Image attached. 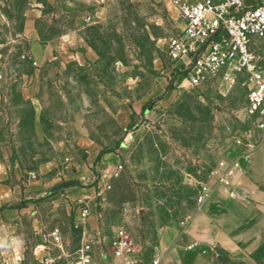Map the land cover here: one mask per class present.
I'll return each mask as SVG.
<instances>
[{"label": "rangeland", "instance_id": "374dc122", "mask_svg": "<svg viewBox=\"0 0 264 264\" xmlns=\"http://www.w3.org/2000/svg\"><path fill=\"white\" fill-rule=\"evenodd\" d=\"M180 27L170 0H0V264H60L82 239L79 200L87 234L122 226L151 264L161 229L253 136L241 80L198 92L167 57Z\"/></svg>", "mask_w": 264, "mask_h": 264}, {"label": "built area", "instance_id": "2783aa9c", "mask_svg": "<svg viewBox=\"0 0 264 264\" xmlns=\"http://www.w3.org/2000/svg\"><path fill=\"white\" fill-rule=\"evenodd\" d=\"M170 1L177 9L181 27L166 41L167 57L175 62L189 87L198 92L214 81L232 86L241 80L246 86V111L253 117V136L243 144L255 146L264 138V74L256 53L264 43V0L250 6L244 0ZM121 168L117 163L110 175L117 176ZM218 178L223 180L224 176ZM211 191L208 184L203 185L196 197L198 205ZM90 212L88 202L79 200L74 225L82 227V239L60 264H141L142 252L124 227L117 226L109 234L99 230L92 235L86 233ZM185 223L180 222L181 226ZM47 235L54 241L60 239L58 229ZM160 260L155 254L151 264H160Z\"/></svg>", "mask_w": 264, "mask_h": 264}, {"label": "crops", "instance_id": "0c3cea01", "mask_svg": "<svg viewBox=\"0 0 264 264\" xmlns=\"http://www.w3.org/2000/svg\"><path fill=\"white\" fill-rule=\"evenodd\" d=\"M223 162L218 169L223 180L209 181L210 195L186 223L161 229L156 245L160 264H213L214 247L250 262L264 243V138L253 147L235 144Z\"/></svg>", "mask_w": 264, "mask_h": 264}, {"label": "trees", "instance_id": "16d2710c", "mask_svg": "<svg viewBox=\"0 0 264 264\" xmlns=\"http://www.w3.org/2000/svg\"><path fill=\"white\" fill-rule=\"evenodd\" d=\"M261 246V247H260ZM259 247H257L254 252H253V258L255 259V261L258 263V264H262V262L260 261L259 257H258V253L262 250V245H260ZM227 253V252H226ZM228 255V254H227ZM217 257L220 256V253L216 254Z\"/></svg>", "mask_w": 264, "mask_h": 264}, {"label": "clouds", "instance_id": "9594fccd", "mask_svg": "<svg viewBox=\"0 0 264 264\" xmlns=\"http://www.w3.org/2000/svg\"><path fill=\"white\" fill-rule=\"evenodd\" d=\"M23 245V241L21 240V241H19V243H18V247H20V246H22Z\"/></svg>", "mask_w": 264, "mask_h": 264}]
</instances>
